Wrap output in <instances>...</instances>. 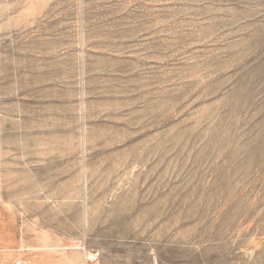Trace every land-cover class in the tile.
<instances>
[{"label":"rangeland","instance_id":"1","mask_svg":"<svg viewBox=\"0 0 264 264\" xmlns=\"http://www.w3.org/2000/svg\"><path fill=\"white\" fill-rule=\"evenodd\" d=\"M264 264V0H0V264Z\"/></svg>","mask_w":264,"mask_h":264},{"label":"crops","instance_id":"2","mask_svg":"<svg viewBox=\"0 0 264 264\" xmlns=\"http://www.w3.org/2000/svg\"><path fill=\"white\" fill-rule=\"evenodd\" d=\"M9 264H80V262L61 248L45 245L19 251Z\"/></svg>","mask_w":264,"mask_h":264}]
</instances>
